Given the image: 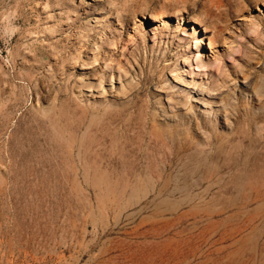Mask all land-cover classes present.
Segmentation results:
<instances>
[{
	"label": "rangeland",
	"instance_id": "rangeland-1",
	"mask_svg": "<svg viewBox=\"0 0 264 264\" xmlns=\"http://www.w3.org/2000/svg\"><path fill=\"white\" fill-rule=\"evenodd\" d=\"M0 264H264V0H0Z\"/></svg>",
	"mask_w": 264,
	"mask_h": 264
}]
</instances>
